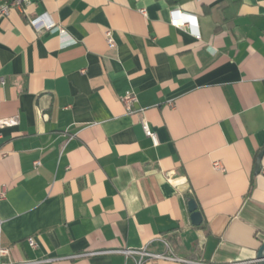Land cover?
<instances>
[{
    "label": "crops",
    "instance_id": "0c3cea01",
    "mask_svg": "<svg viewBox=\"0 0 264 264\" xmlns=\"http://www.w3.org/2000/svg\"><path fill=\"white\" fill-rule=\"evenodd\" d=\"M39 17L63 33L36 31ZM0 78V120L17 118L0 129V247L12 260L135 264L121 252L145 249L255 264L264 0H30L0 17ZM129 92L141 114L126 113Z\"/></svg>",
    "mask_w": 264,
    "mask_h": 264
},
{
    "label": "built area",
    "instance_id": "2783aa9c",
    "mask_svg": "<svg viewBox=\"0 0 264 264\" xmlns=\"http://www.w3.org/2000/svg\"><path fill=\"white\" fill-rule=\"evenodd\" d=\"M30 0H0V17H6L10 10L15 8L21 10L23 6L29 4ZM140 13L142 15H145V11L141 10ZM29 24L36 30H47V31H58L59 34H62L63 31L60 28L55 27L53 24H43L41 23V17L32 19ZM105 37V43L109 49H113L115 47V41L113 39L112 32L110 30H107L104 33ZM0 84L3 85L4 81L2 78H0ZM121 103L124 106L126 113L128 115H137L141 114L143 111L141 109L135 110L133 109V105L137 103V96L133 93H126L121 98ZM17 124V118H9L5 120H0V129L6 128V127H14ZM141 128L145 135V137L149 138L154 146L158 144L156 135L150 130L148 124L142 120L141 121ZM0 156H4L3 154H0ZM33 166L35 168L40 167V162L35 161L33 163ZM212 167L216 171H223V168L221 165L217 162L212 164ZM5 196V189H0V201ZM28 246L32 249L36 248V244L34 243L33 239L29 238L27 240ZM126 257H133L134 255H137L139 258L135 261V264H143L145 260H169V261H178L181 263L186 264H198L191 261L176 259L173 257H167L165 255L161 254H153L147 252L145 249H141L138 251L133 250H127L121 252ZM51 262L49 259L41 260V259H26V260H12L11 259V250L9 248H2L0 247V264H46Z\"/></svg>",
    "mask_w": 264,
    "mask_h": 264
},
{
    "label": "water",
    "instance_id": "95a60500",
    "mask_svg": "<svg viewBox=\"0 0 264 264\" xmlns=\"http://www.w3.org/2000/svg\"><path fill=\"white\" fill-rule=\"evenodd\" d=\"M263 153H264V151H261L257 155L256 164H255V168H254V173L255 174H257L259 172V170H260V161H261V158L263 156ZM188 210L191 213V216H190L191 223L193 225L200 224V222H201L200 215L196 211L195 204L192 201H190L188 203ZM255 264H264V241H263V243L261 244V246L259 247V249L257 251Z\"/></svg>",
    "mask_w": 264,
    "mask_h": 264
}]
</instances>
